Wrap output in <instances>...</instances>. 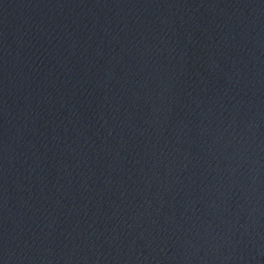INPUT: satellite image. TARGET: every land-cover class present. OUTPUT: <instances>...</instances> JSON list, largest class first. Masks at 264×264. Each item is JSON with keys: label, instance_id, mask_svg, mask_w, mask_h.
Segmentation results:
<instances>
[{"label": "water", "instance_id": "95a60500", "mask_svg": "<svg viewBox=\"0 0 264 264\" xmlns=\"http://www.w3.org/2000/svg\"><path fill=\"white\" fill-rule=\"evenodd\" d=\"M0 264H264V0H0Z\"/></svg>", "mask_w": 264, "mask_h": 264}]
</instances>
